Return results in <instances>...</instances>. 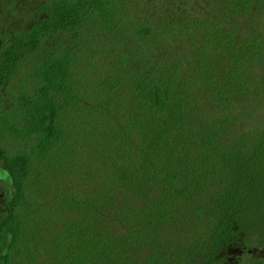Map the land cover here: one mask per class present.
I'll return each instance as SVG.
<instances>
[{
  "label": "trees",
  "instance_id": "trees-1",
  "mask_svg": "<svg viewBox=\"0 0 264 264\" xmlns=\"http://www.w3.org/2000/svg\"><path fill=\"white\" fill-rule=\"evenodd\" d=\"M140 3L0 0V264H264V0Z\"/></svg>",
  "mask_w": 264,
  "mask_h": 264
},
{
  "label": "rangeland",
  "instance_id": "rangeland-1",
  "mask_svg": "<svg viewBox=\"0 0 264 264\" xmlns=\"http://www.w3.org/2000/svg\"><path fill=\"white\" fill-rule=\"evenodd\" d=\"M140 3V0H137ZM141 4V3H140ZM9 20H5L4 17L2 16L0 19V27L3 28L4 27V31L5 32H10L12 30H22L24 29V25L19 24L18 22H14L13 19H11L10 17H8ZM19 78V76H18ZM13 82H16L15 80H13ZM1 93V92H0ZM2 94V93H1ZM3 98V97H2ZM0 101H1V97H0ZM7 137V136H6ZM22 136H18V139H21ZM15 139L10 138L9 139V145H7V148L10 149V147H14V149H19L21 148V144H15ZM63 163V162H62ZM50 171L53 170L52 166L49 167ZM54 173L51 174L50 173V177L51 178H55L58 177V179H56V184H54V187L56 189V191H58L61 186H64V175L61 176V171L60 170H54ZM46 187V186H45ZM47 189V193L48 191V187H46ZM13 190H12V186H11V182H10V178L7 175V172L5 171V169L3 168L1 162H0V218L2 217V214L7 210L6 205L8 203V201L10 200V197L12 196ZM55 209L56 207L53 206ZM48 208V207H47ZM44 211V210H43ZM45 213H49V214H53L54 213V209H48L45 211ZM40 219V218H39ZM33 224H35L37 226L36 223H34L32 221ZM43 222H41L42 224ZM43 228L39 227L38 231L35 229V233L37 235H41L38 237H35L33 240V247L31 246L30 249H32V252H36L38 253L39 251H46L48 246L47 244H49V242L51 241V236L47 237L50 234H43L42 230ZM27 232V231H26ZM54 242V241H53ZM5 252V247H3L2 249H0V253H4Z\"/></svg>",
  "mask_w": 264,
  "mask_h": 264
}]
</instances>
